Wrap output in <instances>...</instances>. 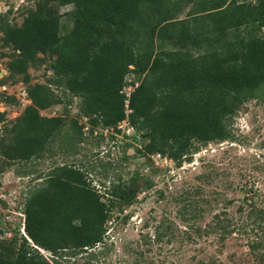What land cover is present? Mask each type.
I'll return each instance as SVG.
<instances>
[{"label": "trees", "instance_id": "obj_1", "mask_svg": "<svg viewBox=\"0 0 264 264\" xmlns=\"http://www.w3.org/2000/svg\"><path fill=\"white\" fill-rule=\"evenodd\" d=\"M33 1L21 26L0 15L1 45L12 52L2 85L20 77L31 101L8 125L0 112V172L44 159L57 142L72 149L82 142L78 119L42 115L62 103L55 89L81 99L79 114L91 130L126 121L143 139L138 156L159 155L177 167L210 143L236 142L239 112L251 100L264 102V0ZM58 5L73 7L64 36ZM44 63L52 75L31 85L29 68ZM130 75L139 80L128 95ZM88 176L83 167L62 165L40 177L25 197L23 234L0 238V264H69L79 257L97 264L114 212L137 203L141 185L136 174L101 194ZM251 199L245 198L248 217L259 230L248 245L264 264V193ZM221 224L217 215L214 229Z\"/></svg>", "mask_w": 264, "mask_h": 264}, {"label": "rangeland", "instance_id": "obj_2", "mask_svg": "<svg viewBox=\"0 0 264 264\" xmlns=\"http://www.w3.org/2000/svg\"><path fill=\"white\" fill-rule=\"evenodd\" d=\"M35 6L33 0H0V15L8 14L10 23L21 26ZM56 7L64 36L73 26L69 16L73 7ZM185 18L186 13L180 16ZM158 46L171 48L168 44ZM10 53L0 41V112L6 113L5 125L31 104L28 85L20 77L16 84L8 80L2 85L9 75ZM28 72L31 85L46 84L52 75L47 63L30 67ZM138 80L134 75L128 77L126 93L134 90ZM55 93L62 103L42 115L78 119L85 126L82 142L74 149L57 142L42 160L2 168L0 238L23 234L25 197L39 185L40 177L58 166L77 165L86 169L92 186L101 194L119 178L128 180L136 174L140 178L138 202L114 212L105 243L95 251L103 253L97 264H258L248 244L259 229L248 216L252 196L257 191L264 193V102L251 100L239 112L234 124L236 142L210 143L194 154L191 162L177 167L159 155L138 156L136 148L144 142L128 122L117 129L98 126L91 130L89 121L79 114L81 99L61 89ZM6 97L15 101L4 102ZM217 215L223 221L220 229H214ZM230 222L231 227L225 228ZM45 255L51 253L45 251ZM83 259L66 262L82 264Z\"/></svg>", "mask_w": 264, "mask_h": 264}, {"label": "built area", "instance_id": "obj_3", "mask_svg": "<svg viewBox=\"0 0 264 264\" xmlns=\"http://www.w3.org/2000/svg\"><path fill=\"white\" fill-rule=\"evenodd\" d=\"M131 93V92H130ZM130 93H128V95H130ZM127 107H128V102H127ZM124 123H126V121H124ZM44 252V251H43ZM45 253V252H44Z\"/></svg>", "mask_w": 264, "mask_h": 264}]
</instances>
